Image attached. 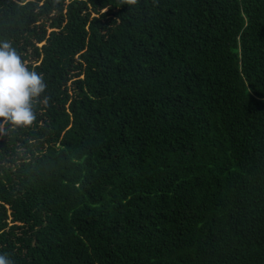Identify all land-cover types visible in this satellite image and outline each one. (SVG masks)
<instances>
[{
  "label": "trees",
  "instance_id": "trees-1",
  "mask_svg": "<svg viewBox=\"0 0 264 264\" xmlns=\"http://www.w3.org/2000/svg\"><path fill=\"white\" fill-rule=\"evenodd\" d=\"M45 89L0 122L11 264H264V0H0Z\"/></svg>",
  "mask_w": 264,
  "mask_h": 264
},
{
  "label": "clouds",
  "instance_id": "clouds-1",
  "mask_svg": "<svg viewBox=\"0 0 264 264\" xmlns=\"http://www.w3.org/2000/svg\"><path fill=\"white\" fill-rule=\"evenodd\" d=\"M45 89L44 78L22 61L8 40L0 39V122L28 127L36 119L32 100ZM0 264H11L0 253Z\"/></svg>",
  "mask_w": 264,
  "mask_h": 264
}]
</instances>
